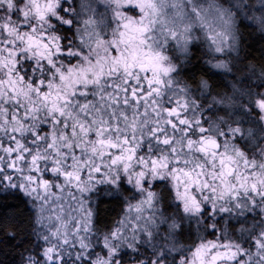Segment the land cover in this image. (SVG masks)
<instances>
[{
	"label": "snow or ice",
	"instance_id": "6c2138e0",
	"mask_svg": "<svg viewBox=\"0 0 264 264\" xmlns=\"http://www.w3.org/2000/svg\"><path fill=\"white\" fill-rule=\"evenodd\" d=\"M0 209L11 264H264V0H0Z\"/></svg>",
	"mask_w": 264,
	"mask_h": 264
},
{
	"label": "trees",
	"instance_id": "16d2710c",
	"mask_svg": "<svg viewBox=\"0 0 264 264\" xmlns=\"http://www.w3.org/2000/svg\"><path fill=\"white\" fill-rule=\"evenodd\" d=\"M4 213V209H0V215ZM103 213L108 219H114L113 216L109 214L108 206H104ZM12 248V241H5L3 237H0V259L5 260V264H11L12 260L16 257L17 252Z\"/></svg>",
	"mask_w": 264,
	"mask_h": 264
}]
</instances>
